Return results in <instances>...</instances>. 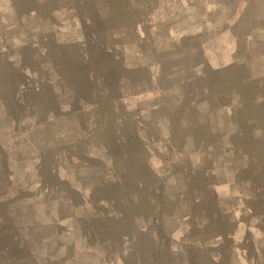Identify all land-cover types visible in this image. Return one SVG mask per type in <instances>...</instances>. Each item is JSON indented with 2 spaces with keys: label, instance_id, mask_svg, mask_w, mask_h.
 Listing matches in <instances>:
<instances>
[{
  "label": "rangeland",
  "instance_id": "1",
  "mask_svg": "<svg viewBox=\"0 0 264 264\" xmlns=\"http://www.w3.org/2000/svg\"><path fill=\"white\" fill-rule=\"evenodd\" d=\"M139 9L149 15L145 20L152 25V46L141 54L156 65L150 71L137 69L142 86L149 74H158L159 95L151 111L142 101L143 109L130 117L136 121L142 141L156 138L159 151L165 147L162 139L172 133L176 147L172 184L145 177V186L157 190L146 194L137 190V177L130 176L124 193L118 189L103 193L96 190L114 185L120 176L111 172H76L70 177V172H39L38 165L47 170L54 163L60 138L94 131L85 128L87 122L100 120L98 113L87 112L79 117L80 127H67L65 116L51 112L58 98L51 93L53 86L46 83L45 128L30 136L15 132L9 137L6 129H0V264H46L37 253L54 247L64 250L55 244L53 233L46 240L41 238L46 234L37 226L48 211L45 201L55 195L68 196L73 214L94 217L97 228L117 227L109 235H101L109 237V242L95 243L99 256L80 259L90 258L92 264H137V239L120 238L121 233L137 228V213L142 210L137 201L145 207L152 198L163 205L166 202L157 227L160 263L169 262L167 249L173 253L174 264L184 259L185 252L191 264H199L200 249L207 246L198 242L199 232L191 228L198 213L212 214L216 202L229 208L233 203L252 204L251 198L258 195L264 200V0H148ZM133 51L122 50L121 56L128 52L127 60L136 66L137 52ZM130 83L137 89V81ZM31 100L37 102L38 98ZM105 117L115 114L107 112ZM166 123L171 129L163 128ZM39 131L40 136L44 133L40 145ZM159 154L162 157L166 152ZM67 184L72 186L69 192H44L47 188L65 190ZM92 187L97 189L92 191ZM123 195L129 196L125 207ZM142 244L138 248L149 253L150 242ZM122 249L128 253L124 262L111 256ZM64 259L52 256L47 264H65Z\"/></svg>",
  "mask_w": 264,
  "mask_h": 264
},
{
  "label": "crops",
  "instance_id": "2",
  "mask_svg": "<svg viewBox=\"0 0 264 264\" xmlns=\"http://www.w3.org/2000/svg\"><path fill=\"white\" fill-rule=\"evenodd\" d=\"M146 1L0 0V116H3L0 129H6L9 137L15 132L30 136L45 128L46 83L53 86L51 93L58 98L51 112L65 116L70 129L80 127L79 117L87 112H96L100 118L87 122L85 128L94 131L60 138L54 163L47 170L38 165L39 172H70L69 177L76 172H111L120 176L114 185L91 188L103 193L114 189L124 193L130 176L137 177V190L146 194L157 190L145 186V177L157 178L158 183L166 186L172 184L176 148L172 133L162 139L165 147L159 151L156 138L147 137L146 142L142 141L138 136L139 127L130 117L143 109L142 101L147 102L151 111L159 95L158 74L154 72L153 77L149 74L142 86L143 78L137 69L150 71L156 65L154 60L147 61L141 54L144 48L152 46L151 20H145L149 15L139 9ZM114 49L116 52H112ZM127 49L137 52L136 66L127 60L128 52L121 56V51ZM131 81H137V89ZM34 97L38 98L37 102L31 100ZM107 112L115 117L106 119ZM163 128L171 129L167 123ZM37 134L40 145L44 133ZM161 152L166 154L159 157ZM159 175L163 178L159 179ZM70 189L72 186L67 184L63 192L58 188H47L44 192L55 190L59 194ZM126 196L123 195L125 201L121 202L124 207L128 203L129 196ZM251 200L252 204L233 203L229 208L216 202L217 209L212 214L196 215L198 220L191 228L199 232L198 242L207 246L200 249L199 264H264V200L259 195ZM158 203L157 198H152L146 201L145 207L137 201V208L141 206V211L145 210L137 213V228L131 233H121L120 238L137 239V264H161L157 259V227L159 216L165 214L166 202ZM45 204L48 211L37 222L46 234L41 238L46 240L53 233L55 244L64 246V250L54 247L37 255L47 263L49 257L60 255L66 257L65 264H92L90 258L83 262L80 259L99 256L93 248L95 243L109 242V237L103 239L101 235H109V230L117 227L99 229L94 217L75 216L69 197L62 194ZM186 216L185 222L189 225L190 215ZM145 240L152 246L147 254L141 249ZM167 252L166 249L165 256H170V260L164 264H174L173 253ZM187 253L178 264H191ZM117 254L111 256H118L124 262L128 253L122 249Z\"/></svg>",
  "mask_w": 264,
  "mask_h": 264
}]
</instances>
